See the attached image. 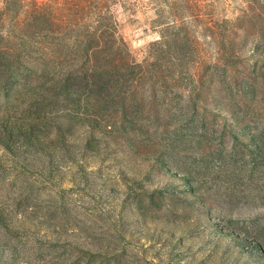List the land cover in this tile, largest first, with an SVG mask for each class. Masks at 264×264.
I'll list each match as a JSON object with an SVG mask.
<instances>
[{
    "label": "rangeland",
    "instance_id": "1",
    "mask_svg": "<svg viewBox=\"0 0 264 264\" xmlns=\"http://www.w3.org/2000/svg\"><path fill=\"white\" fill-rule=\"evenodd\" d=\"M0 264H264V0H0Z\"/></svg>",
    "mask_w": 264,
    "mask_h": 264
}]
</instances>
